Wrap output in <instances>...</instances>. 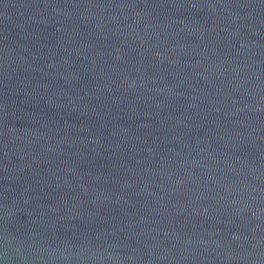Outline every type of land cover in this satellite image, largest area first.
<instances>
[{"label":"water","instance_id":"obj_1","mask_svg":"<svg viewBox=\"0 0 264 264\" xmlns=\"http://www.w3.org/2000/svg\"><path fill=\"white\" fill-rule=\"evenodd\" d=\"M0 264H264V0H0Z\"/></svg>","mask_w":264,"mask_h":264}]
</instances>
